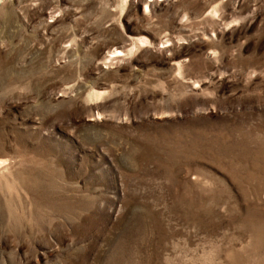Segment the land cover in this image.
I'll return each instance as SVG.
<instances>
[{
    "label": "rangeland",
    "instance_id": "rangeland-1",
    "mask_svg": "<svg viewBox=\"0 0 264 264\" xmlns=\"http://www.w3.org/2000/svg\"><path fill=\"white\" fill-rule=\"evenodd\" d=\"M0 264H264V0H0Z\"/></svg>",
    "mask_w": 264,
    "mask_h": 264
}]
</instances>
